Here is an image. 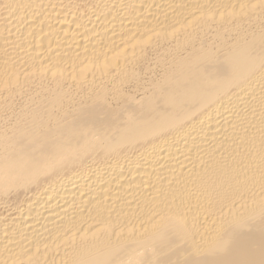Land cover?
<instances>
[{"label":"bare ground","instance_id":"1","mask_svg":"<svg viewBox=\"0 0 264 264\" xmlns=\"http://www.w3.org/2000/svg\"><path fill=\"white\" fill-rule=\"evenodd\" d=\"M0 264H264V0H0Z\"/></svg>","mask_w":264,"mask_h":264}]
</instances>
